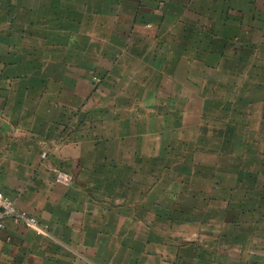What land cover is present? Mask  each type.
I'll use <instances>...</instances> for the list:
<instances>
[{
    "label": "crops",
    "instance_id": "1",
    "mask_svg": "<svg viewBox=\"0 0 264 264\" xmlns=\"http://www.w3.org/2000/svg\"><path fill=\"white\" fill-rule=\"evenodd\" d=\"M260 85L264 0H0V194L45 231L6 219L0 264H264V157L219 130L193 165L160 134L256 103L264 119ZM244 186L256 216H234Z\"/></svg>",
    "mask_w": 264,
    "mask_h": 264
},
{
    "label": "rangeland",
    "instance_id": "2",
    "mask_svg": "<svg viewBox=\"0 0 264 264\" xmlns=\"http://www.w3.org/2000/svg\"><path fill=\"white\" fill-rule=\"evenodd\" d=\"M224 65L225 64L224 62ZM263 67V65L261 66ZM198 71V70H197ZM245 71V70H244ZM214 78V77H212ZM262 77H260V79L255 80L256 82H263ZM199 78L198 75H196L195 78V83H199ZM244 81L242 79H230L227 77L226 74H223V79L220 81L222 82L223 85L226 84V88H228L227 90L233 91V98L234 101L236 103H238V101L240 103H242L244 101V98L242 94L245 93V90L247 91L248 88L249 90L252 89L251 87H249V84L244 85L241 82ZM236 84H240L239 85V89L237 88ZM243 85V86H241ZM194 87V86H192ZM264 86L260 85L259 88H257L260 92L264 91ZM243 90V93L242 91ZM231 93L228 91L223 90L222 92H218V97H221L222 100L224 101H229L232 97H230ZM251 96H253L254 98L260 100H264V98L262 96H264V94L262 93H256V94H252ZM262 102V101H261ZM234 104L235 106L237 104ZM194 105V104H193ZM260 106H262L261 103H256L255 105L251 106V110L249 112L250 115H247V113L245 111H241L240 112H235V114H233L234 116L232 117L233 120L229 117V114H226L225 112L221 113H211L210 115H213L212 117H209V119H204V123H207L209 126L207 128V131H205L204 133L202 132L203 129H200L198 132H193L190 134V136L188 135V133H190L189 128H181V129H177V128H171V129H165L162 128L160 129V134L163 133V135L168 134V132H170V138L174 141H177V139H180L182 141L187 142L188 144H182V146H178L179 147H183L182 152L185 153H190V155L195 159L193 165L195 164V162H197L199 159H204V160H209V155L211 153H208L209 151H207L208 149H213L214 147H219L218 145V131L221 130V136H222V141L223 142V149L225 153H233L234 151L237 152L236 154H241L239 151V148L236 146L238 145L239 147L243 144L242 141H240L242 138L244 139L245 137V142L248 143V145H250L251 147V152H248L247 154L249 156H253L254 154L257 156V158L259 160H262L261 157H264V119L262 118V112H261V108ZM194 108H197V105L195 104L193 106ZM238 107H241V105L239 104ZM253 109V110H252ZM242 113L244 114V117L242 115ZM197 114V112L195 113ZM247 115V117L245 116ZM198 117H193L191 118V121H193L192 123V130L195 131V126L199 125V120H197ZM211 118V119H210ZM217 118V119H216ZM230 118V119H229ZM206 120V121H205ZM230 120L233 121V124H240L242 125L243 123H248L247 120L249 121V126H236V127H240L237 128V130L234 132L235 134V138L232 139L233 144L231 143V137H233L232 132H228V127L231 128L230 126ZM227 121H229L228 123H226ZM228 124V125H226ZM227 126V127H226ZM200 127V126H199ZM216 129V130H215ZM198 130V129H196ZM231 130V129H230ZM182 132V135L179 136L178 132ZM175 133V134H174ZM217 135H215V134ZM181 137V138H180ZM237 140H239V144H234ZM190 142V143H189ZM228 142V143H227ZM188 145V146H186ZM161 146V143H160ZM161 151H163V149H160ZM206 152V154H200V153H204ZM200 155H204L203 158H200ZM177 158V155H176ZM249 158V157H247ZM246 160V159H245ZM200 161V160H199ZM229 161V160H227ZM236 160H231L229 161V163ZM166 162H171V160L166 161ZM225 162V161H224ZM263 162V161H260ZM260 162H257L254 159H251L250 161L247 159L245 161V163L249 166V167H253L255 168L258 164H260ZM174 163V168L177 166V161L173 162ZM171 164V163H170ZM202 168V167H201ZM251 169V168H250ZM188 171H186L187 173ZM72 175V174H71ZM73 176V175H72ZM242 177H244L245 175L242 174ZM74 178V176H73ZM244 179V178H243ZM74 180V179H73ZM260 183L263 185L264 184V178L261 176L260 177ZM263 186H260V189ZM262 195L259 191H254V190H246L245 186L243 187V189H240L239 192H237L235 194V196L233 197V202L235 203V210L236 207L238 205H240L239 203L241 201H243L244 199V206L242 208V206H238L237 211H233L234 212V216H247V215H251L250 213L252 212V215L256 216L257 214H259L258 212H255L254 210V205L255 203L261 198ZM240 208V209H239ZM254 211V212H253ZM257 213V214H256Z\"/></svg>",
    "mask_w": 264,
    "mask_h": 264
},
{
    "label": "built area",
    "instance_id": "3",
    "mask_svg": "<svg viewBox=\"0 0 264 264\" xmlns=\"http://www.w3.org/2000/svg\"><path fill=\"white\" fill-rule=\"evenodd\" d=\"M45 153L43 157H45ZM56 179L63 185H69L73 182V176L61 170H56ZM6 219H11L20 226H25L34 230L38 234H43L45 231L40 227L36 217L30 215L26 211H22L16 207V204L2 194H0V230L4 229Z\"/></svg>",
    "mask_w": 264,
    "mask_h": 264
},
{
    "label": "trees",
    "instance_id": "4",
    "mask_svg": "<svg viewBox=\"0 0 264 264\" xmlns=\"http://www.w3.org/2000/svg\"><path fill=\"white\" fill-rule=\"evenodd\" d=\"M231 128L230 127H228V132H231V130H230Z\"/></svg>",
    "mask_w": 264,
    "mask_h": 264
}]
</instances>
